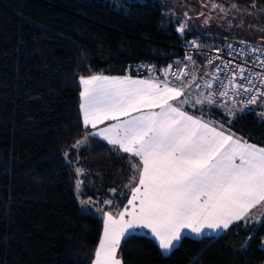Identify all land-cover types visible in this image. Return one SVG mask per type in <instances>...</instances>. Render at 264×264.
I'll return each mask as SVG.
<instances>
[{
  "label": "trees",
  "instance_id": "trees-1",
  "mask_svg": "<svg viewBox=\"0 0 264 264\" xmlns=\"http://www.w3.org/2000/svg\"><path fill=\"white\" fill-rule=\"evenodd\" d=\"M232 1L264 8V0ZM166 10L161 0H0V264H93L104 227L93 210L125 207L137 180L129 154L83 125L78 77L128 75L144 62L169 67L196 35L232 41L191 25L181 35ZM244 41L261 47L258 38ZM215 118L264 147V119L254 112ZM79 178L90 211L79 203ZM262 236L264 217L184 235L164 254L150 235L130 233L119 255L122 264H264Z\"/></svg>",
  "mask_w": 264,
  "mask_h": 264
},
{
  "label": "snow or ice",
  "instance_id": "snow-or-ice-1",
  "mask_svg": "<svg viewBox=\"0 0 264 264\" xmlns=\"http://www.w3.org/2000/svg\"><path fill=\"white\" fill-rule=\"evenodd\" d=\"M185 27L186 24H181L178 31L184 32ZM248 51L264 54V48L258 46ZM255 60L260 61V56ZM227 66L226 63L224 67ZM170 69L171 66L165 71L163 81L128 75L78 77L82 86L79 107L83 125L97 129L98 125L111 121L93 135L102 137L114 152L129 154V165L136 173L132 179L138 180L119 218L105 213L103 237L93 264H122L116 255L121 239L127 240L139 228L149 229L160 248L170 250L181 239L183 229L196 234L205 229L227 230L234 221L245 219L251 209L264 204V147L248 143L222 125H214L185 110L186 105L195 109L197 105L213 104L216 95H228L227 91H209L193 99L186 91L192 84L211 89L215 80L227 88L234 84L236 74L227 85L218 75L201 85L193 72L181 69L171 72L179 80L172 83L167 78ZM216 71L222 69L218 67ZM244 72L240 66L239 76L247 80V86L235 85L233 91L237 95L254 92L247 103L255 104L264 97V90ZM252 75L264 85V74ZM189 76L191 83H184ZM199 110L203 112V108ZM84 143L81 140L72 147L79 148ZM64 155L67 157L68 153ZM81 171L76 169L77 173Z\"/></svg>",
  "mask_w": 264,
  "mask_h": 264
},
{
  "label": "built area",
  "instance_id": "built-area-1",
  "mask_svg": "<svg viewBox=\"0 0 264 264\" xmlns=\"http://www.w3.org/2000/svg\"><path fill=\"white\" fill-rule=\"evenodd\" d=\"M232 47L229 48L228 46ZM250 47H256L247 43L234 41H218L205 38L201 35H196L188 39L182 40L178 45V49L182 51V57L176 60L171 66V72H179L181 69L185 72H193L195 74L196 81L201 85H204L206 81L213 80V77L218 75L219 80L223 81L225 85L228 84V80L232 77L233 73L236 74V80L233 85L224 88L218 81L213 80L212 88L206 87L198 88L204 94H208L209 91L219 93L221 91H227V96L216 95L213 99L218 102H225L234 107L240 108L244 111H251L264 115V97H261L257 103L248 104V99L254 95V92L243 93L237 95L233 88L238 84H245L247 86V80H242L239 76V67L242 66L245 69L244 75L253 80V83L264 90V85L256 79L252 73L259 72L264 74V54L251 53L248 51ZM219 49V51H217ZM229 52L232 54L229 55ZM259 55L260 61L255 60V57ZM191 57V59H188ZM211 60L212 63L208 61ZM230 62V63H228ZM228 64L227 68L224 67ZM222 69L217 73V68ZM162 67L156 66L151 62H144L129 66L128 75L137 74H150L161 70ZM207 69H213V72H207ZM172 77V76H171ZM190 77V76H189ZM175 80L177 78L172 77ZM188 78V77H187ZM187 78H184L187 79ZM260 248H264V236H262Z\"/></svg>",
  "mask_w": 264,
  "mask_h": 264
},
{
  "label": "rangeland",
  "instance_id": "rangeland-1",
  "mask_svg": "<svg viewBox=\"0 0 264 264\" xmlns=\"http://www.w3.org/2000/svg\"><path fill=\"white\" fill-rule=\"evenodd\" d=\"M167 5V12L173 17V20L178 23L177 30L181 24H186L184 32H180L181 35H184L189 29V25L192 27L199 28L202 32H206L209 29H215L223 32L228 36L232 41L235 39H239L240 41L248 40L253 41L258 38L259 44L262 48H264V8L259 6H253L248 4L237 3L232 0H161ZM233 5H236L237 8H234ZM247 42V41H245ZM172 67V66H171ZM169 70V67L162 68L160 73ZM171 70V69H170ZM207 72H213V69L208 70ZM153 73L146 74V76H153ZM169 79L178 83L179 80H175L171 77L170 71L168 75ZM86 78V77H85ZM184 83H191V77H188L184 80ZM192 98H200L205 96L204 93L196 88L195 84H192L191 88L186 89ZM212 105L220 106L221 109L225 112L226 116L233 118L243 112L244 110L234 107L228 103H216L213 102ZM205 112H209L212 108L211 105H197L196 108H204ZM255 113V112H254ZM257 117L261 120L264 119V115L255 113ZM227 128V126H226ZM89 133L79 138L74 144L78 141L84 140L86 144L88 141ZM83 144V145H84ZM82 145V146H83ZM79 182V187H77V197L80 205L85 210H92L86 206V203L82 204L84 201L81 199L80 188H81V179L77 180ZM85 202V201H84ZM99 216L104 219L105 213L104 210H93ZM264 216L260 218L257 216L254 219L256 223L257 221H261ZM252 220H247L246 222L252 223ZM258 222V224H259ZM257 224V223H256Z\"/></svg>",
  "mask_w": 264,
  "mask_h": 264
},
{
  "label": "crops",
  "instance_id": "crops-1",
  "mask_svg": "<svg viewBox=\"0 0 264 264\" xmlns=\"http://www.w3.org/2000/svg\"><path fill=\"white\" fill-rule=\"evenodd\" d=\"M165 68H167V67H165ZM164 68V69H165ZM164 73L165 72H163V73H160V70L159 71H157V72H154L153 74V76H142V77H136V76H131L132 78H136V79H148V78H156V79H158V80H161V81H163L164 80V78H165V76H164ZM95 74H100V75H106V76H109V77H124V76H126V75H120V76H118V75H110V74H106V73H103V72H98V73H95ZM128 76H130V75H128ZM168 78V80L170 81V82H172L170 79H169V77H167ZM172 83H174V82H172ZM205 95H207V94H205ZM214 100V99H213ZM216 103H219V104H221V103H225V102H218V101H216V100H214ZM211 106H212V108L210 109V111L209 112H205V111H203V112H201L199 109H201V108H195V109H193V108H191V106L190 105H186L185 106V110L186 111H189V114H191V115H193V116H196V117H200V118H202V119H204V120H206V121H209L210 123H212V124H219V125H222L225 129H227V130H229L231 133H233L236 137H238V138H242L244 141H247L248 143H251V144H255V145H257L258 147H263V146H261V145H258V144H256V143H253V142H250V141H248V140H246L245 138H243L242 136H240L239 134H237L236 132H234L233 130H231L230 128H226V125L224 124V123H222V122H220L219 120H217L216 118H215V111H222V112H224L222 109H221V107L220 106H217V105H212L211 104ZM203 109H207V107H205L204 106V108ZM214 110V111H213ZM107 123H111V121H107V122H105V124H107ZM105 124H100V125H98L97 126V129H99V128H103L104 126H105ZM90 127V135H92V136H95V135H93V133H95L96 131H97V129H92L91 128V126H89ZM98 137V136H97ZM100 138H102V137H100ZM103 139V138H102ZM104 140V139H103ZM134 159H138V158H134ZM137 183H138V180H137ZM130 198H131V196H130ZM129 198V199H130ZM128 205V202H127V204H126V206ZM124 209H125V207H123L122 209H119V210H105L104 211V213H112V215L115 217V218H119V213L121 212V211H124ZM257 216H260V218L262 217V216H264V204H262V205H258V206H256L255 208H253V209H251L250 211H249V214H248V216L245 218V219H243V220H241V221H247V220H252V218H256ZM252 217V218H251ZM126 219L128 218V217H125ZM252 220V223L253 222H255V220ZM263 219V218H262ZM262 219H260V220H262ZM235 222H238V221H234L233 223H235ZM258 222L259 221H257L256 220V223L258 224ZM261 222V221H260ZM259 222V223H260ZM103 230H104V227H103ZM225 231V229H216V230H212V229H205L201 234H196V233H193V232H191V230H189V229H183L182 230V232H181V238L184 236V235H189V236H191V237H194V238H201V237H203V236H206V235H218V234H221L222 232H224ZM134 233H144V234H148V235H150L151 237H153L152 236V234H151V232H150V230L149 229H144V228H139V229H137ZM102 237H103V232H102V235H101V238H100V240L102 239ZM154 238V237H153ZM154 240L157 242V244L159 245V242H158V240L156 239V238H154ZM181 240V239H180ZM180 240L179 241H175L174 242V247H176L178 244H179V242H180ZM98 246H99V244H98ZM174 247H172L170 250H164V249H161L162 250V252L164 253V254H168V253H170L171 252V250L174 248ZM98 248V247H97ZM116 255H117V258L118 259H120L121 260V257H120V255H119V248L117 249V253H116ZM95 260V259H94ZM122 261V260H121ZM94 262V261H93Z\"/></svg>",
  "mask_w": 264,
  "mask_h": 264
}]
</instances>
